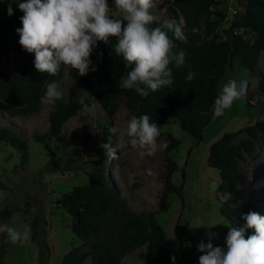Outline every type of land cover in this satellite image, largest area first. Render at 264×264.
<instances>
[{
  "label": "trees",
  "instance_id": "trees-1",
  "mask_svg": "<svg viewBox=\"0 0 264 264\" xmlns=\"http://www.w3.org/2000/svg\"><path fill=\"white\" fill-rule=\"evenodd\" d=\"M228 1H168L165 16L149 27H161L167 20H182L187 43H177L186 50V61L180 69L170 65L174 77L172 85L150 92L144 98L134 89L120 87V76L130 69L125 68L122 57L113 53L115 38H110L109 44L98 42L90 57L97 69L94 72L80 76L77 70L62 65L56 76L41 74L34 67V54L24 51L18 43L20 37L16 29L22 27L20 18L24 13L12 8L13 14L9 16L8 8L3 9L0 19V116L25 120L38 115L47 83L61 80L67 70V78L87 92L108 118L115 114L120 100L124 99V105L133 118L147 114L151 117L150 122L156 121L160 125L161 135L157 140L163 138L164 145H167L164 147L163 189L156 212L132 210L127 198L119 199L113 181L104 175V159L100 157L91 163L92 170L86 175L85 185L75 187L56 199V208L65 210L73 236L82 242L62 258L61 264H82L87 258L91 264H120L127 254L143 246L146 264H173L165 247L166 235L154 215L166 207L169 196L175 191L172 176L178 166L170 153L177 149L179 141L161 129L172 119L183 132L201 140L203 131L214 117L212 107L219 93V81L232 62L236 61L241 68H248L256 77L259 76L253 67L264 51V0H247L244 8L234 15L232 25L226 27V16L218 8ZM193 28L197 29L195 34ZM168 35L171 37L172 33L169 31ZM189 71L196 73L191 81L186 78ZM259 77L258 89L263 92L264 76L261 74ZM81 108L73 93L66 100H57L48 111L47 131L34 134L32 141L50 151L47 142L60 138L63 125ZM110 129V124L102 127L104 143ZM16 130L12 122L0 125V146L6 145L18 151L21 163H24L28 144ZM128 140L127 137L125 142L130 147ZM256 142L264 144V119L224 133L209 147L206 164L218 172L220 179L215 199L221 204V216L231 226H242L245 223L243 216L249 212L262 213L260 205L233 201L234 191L241 182L240 165L255 151ZM217 192H229L231 199L223 202ZM253 231L249 229L246 237ZM3 251L0 248V264H4Z\"/></svg>",
  "mask_w": 264,
  "mask_h": 264
},
{
  "label": "rangeland",
  "instance_id": "rangeland-1",
  "mask_svg": "<svg viewBox=\"0 0 264 264\" xmlns=\"http://www.w3.org/2000/svg\"><path fill=\"white\" fill-rule=\"evenodd\" d=\"M168 1L154 0L155 7L150 11L156 20L165 16ZM108 2L109 16H121V12L114 8L113 0ZM246 2L229 0L219 6V11L226 16V27L232 25L234 15L244 8ZM8 6L9 0H0V19L3 9ZM11 6L19 9L18 1ZM236 31L241 33L239 29ZM253 70L264 76V51ZM66 72L56 82L62 98L66 100L73 93L82 108L63 125L60 138L47 142L50 151L32 141V136L47 131L48 111L53 103L42 102L39 114L25 120L0 116V125L12 122L19 137L28 144L24 163H21L18 151L0 146V226L10 224L20 232L29 230L28 239L17 244H12L7 234L0 232L4 264H61L62 258L82 243L73 236L70 218L64 209L56 208L55 201L69 190L85 185L86 175L92 170L91 163L99 157L104 159V175L113 181L116 196L127 198L130 209L158 210L165 173L163 138L157 140L158 150L151 156L145 149L128 147L125 142L127 124L133 114L125 107L124 99L120 100L115 114L108 118L87 92L67 78ZM259 76L248 68H241L236 61L232 62L219 81L218 91L228 79L247 80L250 87L246 96L234 101L222 116L213 117L201 140L183 132L172 119L161 129L179 141L177 149L170 153L178 166L172 176L175 191L169 196L166 207L154 215L166 235L165 247L170 259L172 256L176 258L175 264H198L202 253L197 245L201 240L208 242L209 232L217 234L212 240L214 246L226 247L229 229L222 223L228 221L220 214L221 204L215 199L212 188L213 184L219 185L220 179L218 172L208 167L206 161L209 147L224 133L264 119V90L260 92L258 89ZM109 124L111 131L107 132L104 143L102 127ZM102 144L115 148L116 155H107ZM255 145V151L240 165L241 182L234 191L233 201L260 205L264 217V144L256 142ZM141 152L145 154L141 155ZM212 225L215 226L208 227ZM144 254L143 246L127 254L120 264H146ZM82 264H91L90 258Z\"/></svg>",
  "mask_w": 264,
  "mask_h": 264
},
{
  "label": "clouds",
  "instance_id": "clouds-1",
  "mask_svg": "<svg viewBox=\"0 0 264 264\" xmlns=\"http://www.w3.org/2000/svg\"><path fill=\"white\" fill-rule=\"evenodd\" d=\"M13 2L17 0H9V16L13 14ZM113 5L121 12L120 18L109 16L108 0L18 2V8L24 13L20 18L22 27L16 29L20 37L18 43L24 51L34 54V67L41 74L56 76L63 65L85 76L97 70L90 57L98 42L109 44L110 38H115L113 53L122 57L125 68L130 69L120 76L121 88L134 89L144 98L150 92L172 85L174 77L170 65L180 69L186 61L187 52L179 47V44L187 43L183 23L173 19L161 27L150 28L156 20L150 11L155 7L154 0H113ZM192 32L195 34L197 29L193 28ZM195 76V72L189 71L186 78L191 81ZM247 89V80L228 79L223 83L212 107L214 117L222 116L234 101L245 97ZM61 98L57 83H47L41 101L55 103ZM150 121L147 114L132 118L126 131L129 144L145 149L149 156L158 150L157 138L161 135L160 125ZM101 147L107 155H116V149L110 145L102 144ZM212 188L215 191L217 186L213 184ZM217 196L223 202L231 199L229 192H217ZM243 220L245 223L239 227L231 226L230 222L222 223L229 229L226 247L214 246L212 240L217 234L207 233L208 242L201 240L197 245L202 253L198 264H264V217L253 211L245 214ZM249 229L254 230L253 234L246 237ZM0 232L6 233L12 244L29 237V230L20 232L10 224L0 226ZM171 259L175 264V256Z\"/></svg>",
  "mask_w": 264,
  "mask_h": 264
}]
</instances>
